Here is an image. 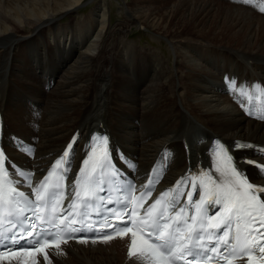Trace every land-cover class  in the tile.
Here are the masks:
<instances>
[{
    "label": "bare ground",
    "instance_id": "obj_1",
    "mask_svg": "<svg viewBox=\"0 0 264 264\" xmlns=\"http://www.w3.org/2000/svg\"><path fill=\"white\" fill-rule=\"evenodd\" d=\"M161 1L132 0L119 10L130 26L165 39L170 59L121 38L110 44L113 33L122 37L125 30L110 28L106 2L79 22L63 25L59 19L84 0H0V110L12 159L45 167L73 130L84 139L98 123L136 159L138 171L166 148L165 180L191 166L213 139L233 152L247 148H236L237 142L264 146V124L246 118L236 98L247 96L253 82L264 83V17L245 7L259 11L253 0ZM182 29L189 30V39ZM222 55L227 58L218 59ZM37 75L49 89H39ZM8 125L27 134L16 135ZM20 140L32 146L30 159L7 146H20ZM80 149L77 141L74 158ZM125 243L72 242L46 251L48 261L44 254L35 259L38 264H140L125 257Z\"/></svg>",
    "mask_w": 264,
    "mask_h": 264
},
{
    "label": "snow or ice",
    "instance_id": "obj_2",
    "mask_svg": "<svg viewBox=\"0 0 264 264\" xmlns=\"http://www.w3.org/2000/svg\"><path fill=\"white\" fill-rule=\"evenodd\" d=\"M244 2L247 3L248 0ZM259 10L264 12V8ZM228 82L235 87V80ZM260 118L264 119V117ZM78 137L79 133L72 138L55 165L58 166L61 160L69 156ZM98 139L103 140L105 146L108 143L106 135L93 134L73 182L74 185L80 184V173L88 164L89 154L95 151V142ZM216 143L218 144L219 141ZM235 147L239 149L254 146L237 142ZM261 151H264V148H261ZM211 152L212 150L210 154ZM232 159L228 156L229 161ZM5 160L6 156L0 150V174L7 180L11 174L4 168ZM64 163L66 173L71 165L67 160ZM248 163H253L264 171V165L254 161H248ZM102 171L103 165H101ZM201 176L207 177L208 182L215 186V190L210 191L208 184L204 181L197 185L196 180ZM46 180L47 175L39 185L33 187L32 196H28L14 186L20 183L18 180L10 181L13 186L8 194L7 218L0 216V224L8 226L6 230L0 231V264L12 260H16L17 264H38L35 259L38 253L44 254L45 261H48L45 249L51 246L59 248L60 241L55 239L56 233L53 231L59 228L55 220L62 222L69 216H73L71 211L73 205L70 204L68 210L55 218L42 216L41 210L48 206L54 209L60 197L66 198L73 193L70 191L65 193L59 189V186L50 188L45 183ZM88 181L81 207L87 208L91 206L92 201L99 200L101 203L96 204V207L100 210L95 214L96 219L93 225L84 224L73 216L70 224L81 223V227L71 229L64 237V242L68 239H76L81 243L88 240L95 242L98 239L107 242L117 235L123 239L130 234L128 256L130 259L135 257L140 264H175L178 260L185 261V264H205L206 261L213 260L214 254L216 264H219L221 260L226 261V264H234L235 259L245 256L247 264H264V231H262L264 229V185H254L249 182L243 170L236 167L234 163L230 169L217 166L215 161L210 167L201 166L199 171L190 169L174 186L175 188L183 184L188 188L184 203H181L179 199L169 200L166 207L154 215V210L161 203V198L167 195V192L163 193L161 198L145 210V219L139 226L137 221L133 220L138 213L131 207L130 196L127 200L121 199L119 204H116L112 201L108 190L102 186L103 182L99 187L101 194L97 196L92 178L89 177ZM151 183L150 173L145 184L148 193L152 191L148 187ZM27 186L32 187L30 182ZM134 190V184L118 189L122 196ZM168 191H174V189ZM197 192L199 195L193 200V195ZM183 195L184 193L181 192V196ZM16 196L24 198L23 205L15 203ZM79 197L80 190L77 187L74 202ZM3 198L4 193L0 190V207L3 205ZM206 199L208 207L204 208ZM110 203L113 207H107ZM190 210L194 214L188 215ZM80 216L84 219L88 218V214L83 211ZM89 227H94L91 234L86 231ZM105 229H112V231ZM80 231L84 232L83 236L76 235ZM21 240L25 242L21 243ZM188 257L191 259L189 260ZM48 264L51 262L49 261Z\"/></svg>",
    "mask_w": 264,
    "mask_h": 264
},
{
    "label": "rangeland",
    "instance_id": "obj_3",
    "mask_svg": "<svg viewBox=\"0 0 264 264\" xmlns=\"http://www.w3.org/2000/svg\"><path fill=\"white\" fill-rule=\"evenodd\" d=\"M131 1L132 0H123V2L120 0H84L82 5L77 7V9L75 11H73L71 14L61 17L59 19V24H63V25L67 24L70 20L73 22H75V21L79 22L81 20V18H83V19L86 18L92 10H94V9H96V7L100 6L101 2H106L110 28L113 31H115L116 29H122V28H123V30H125V32H124L125 34H123L122 37L113 33V35H111L110 39L108 40V42L110 44L118 42L119 39L121 38L122 40H125V41L127 40L129 43H134L135 45H137L138 47H141L142 49L146 46L145 48H150L152 50H158L162 56L170 59V52L171 51H170V48H168V46H167L168 44H167V42H165L166 41L165 39L161 40V38L160 39L155 38V36L151 35L150 33H147L146 31L144 32V30L139 28V27L130 26L128 23L127 15L125 13L120 12L119 9L122 6V4L124 2L129 4ZM163 1L164 0H162L161 2H163ZM221 1L223 2L224 5H228V3H229L228 0H218V2H220V3H221ZM149 2H147L146 5H148ZM125 21H126V23H125ZM122 23H124V24H122ZM173 31H175V29H172L171 34H174ZM181 33L183 35V38L189 39V36H188L189 30L188 29H182ZM167 38H170V37L167 36ZM155 42H156V44H155ZM165 45H166V47H165ZM222 58H227V55H222V56L218 57V59H222ZM219 62L222 64L221 60H219ZM34 80H35L36 84L38 85L39 89L42 91H46L51 86V84L46 82L42 76L37 75ZM40 90H39V92H40ZM29 104L30 103H28V105ZM39 105H40L39 107H42L43 103L39 102ZM17 117H18V119H21L23 117L22 113L18 114ZM34 119H36V118L34 117ZM8 127H9V129H13L10 127V125H8ZM130 128L132 129L133 127L130 126ZM12 132L16 135L21 134L22 137H24L27 134V130L26 131H24V130L20 131L18 129H16V130L13 129ZM132 139L134 140V137H132Z\"/></svg>",
    "mask_w": 264,
    "mask_h": 264
}]
</instances>
